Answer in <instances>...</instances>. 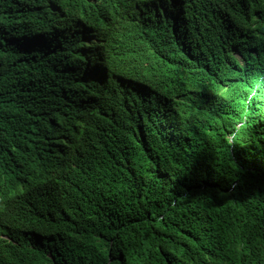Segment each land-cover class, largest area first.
I'll use <instances>...</instances> for the list:
<instances>
[{
  "label": "trees",
  "instance_id": "16d2710c",
  "mask_svg": "<svg viewBox=\"0 0 264 264\" xmlns=\"http://www.w3.org/2000/svg\"><path fill=\"white\" fill-rule=\"evenodd\" d=\"M33 3L0 0V264H264V0Z\"/></svg>",
  "mask_w": 264,
  "mask_h": 264
},
{
  "label": "rangeland",
  "instance_id": "374dc122",
  "mask_svg": "<svg viewBox=\"0 0 264 264\" xmlns=\"http://www.w3.org/2000/svg\"><path fill=\"white\" fill-rule=\"evenodd\" d=\"M33 1H35L36 2V0H33ZM33 1L32 0H29V4L31 3V4H34L33 3ZM8 44V43H7ZM4 45L3 47H1L2 49L1 50H5L4 52H5V54L3 55V58H4V61L8 64L9 62H10V65L8 64V66H7V64H6V69H3L2 70V74L3 75H5V77H7V79H8V81H7V85H8V83L9 82H11L12 84H14L15 83V85H18V81H16V80H18L19 78H21L22 76H21V74L20 73H22V71L19 73V72H17V70L15 69V67L13 66V64H15L16 62H17V60H16V58L15 57H13V55H12V53L11 52H9V45ZM11 67V68H10ZM10 69H11V72L9 73V75H7L8 74V72L10 71ZM20 70V69H19ZM14 73H16V74H19V76H14ZM23 79H21V82H23L22 81Z\"/></svg>",
  "mask_w": 264,
  "mask_h": 264
},
{
  "label": "clouds",
  "instance_id": "9594fccd",
  "mask_svg": "<svg viewBox=\"0 0 264 264\" xmlns=\"http://www.w3.org/2000/svg\"><path fill=\"white\" fill-rule=\"evenodd\" d=\"M13 66L15 67V69L17 70V72L19 71V73L21 72L19 69H18V67H17V62L15 63V64H13ZM21 78H19V80H20Z\"/></svg>",
  "mask_w": 264,
  "mask_h": 264
}]
</instances>
